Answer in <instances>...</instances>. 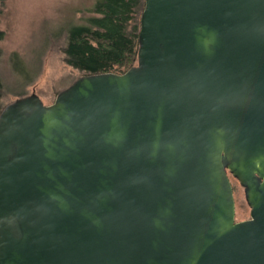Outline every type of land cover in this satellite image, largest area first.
Masks as SVG:
<instances>
[{
	"label": "water",
	"instance_id": "water-1",
	"mask_svg": "<svg viewBox=\"0 0 264 264\" xmlns=\"http://www.w3.org/2000/svg\"><path fill=\"white\" fill-rule=\"evenodd\" d=\"M0 264H264V0H145L136 64L8 103Z\"/></svg>",
	"mask_w": 264,
	"mask_h": 264
},
{
	"label": "rangeland",
	"instance_id": "rangeland-1",
	"mask_svg": "<svg viewBox=\"0 0 264 264\" xmlns=\"http://www.w3.org/2000/svg\"><path fill=\"white\" fill-rule=\"evenodd\" d=\"M95 2L96 0L0 2V76L4 83V106L33 92L46 104H50L61 90L83 74L66 62L62 46L65 43L64 34L70 25L84 24L89 17L95 15ZM14 53L22 59L21 62L12 59ZM230 179L234 191L236 220L248 219L251 208L245 197L244 186L232 174Z\"/></svg>",
	"mask_w": 264,
	"mask_h": 264
},
{
	"label": "trees",
	"instance_id": "trees-1",
	"mask_svg": "<svg viewBox=\"0 0 264 264\" xmlns=\"http://www.w3.org/2000/svg\"><path fill=\"white\" fill-rule=\"evenodd\" d=\"M144 6L145 0H96L95 15L84 24L70 25L64 34L62 50L66 62L83 74L125 72L137 63ZM12 59L22 61L16 53ZM3 91L0 76V113L4 108Z\"/></svg>",
	"mask_w": 264,
	"mask_h": 264
},
{
	"label": "bare ground",
	"instance_id": "bare-ground-1",
	"mask_svg": "<svg viewBox=\"0 0 264 264\" xmlns=\"http://www.w3.org/2000/svg\"><path fill=\"white\" fill-rule=\"evenodd\" d=\"M6 105H7V104H6ZM6 105H5V106H6ZM5 106H4V107H5Z\"/></svg>",
	"mask_w": 264,
	"mask_h": 264
}]
</instances>
